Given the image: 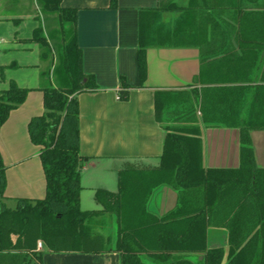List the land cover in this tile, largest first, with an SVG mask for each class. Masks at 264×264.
<instances>
[{
    "label": "crops",
    "instance_id": "0c3cea01",
    "mask_svg": "<svg viewBox=\"0 0 264 264\" xmlns=\"http://www.w3.org/2000/svg\"><path fill=\"white\" fill-rule=\"evenodd\" d=\"M28 2L0 0V67H7L0 90L7 89L10 81L28 89L25 102L10 112L0 128L9 207L16 199L45 196L40 147L30 141L27 125L43 113L40 72L48 63L40 59L31 38L39 25L47 33L55 28V21L37 6L26 9ZM109 4L110 0L61 2V7L77 10L82 71L96 83V89L77 97L84 158L80 207L85 189L114 193L113 177L122 170L157 169L165 135L172 129L197 131L205 171L236 170L240 132L248 126L254 162L264 169V41L260 38L264 29L258 28L264 21V0H117L116 8ZM4 8L10 12L1 13ZM151 11H159L160 24L171 30V44L146 49V76L139 86V25ZM122 80L129 86L126 101L118 99ZM197 195L198 199L195 191L162 185L152 193L147 210L161 221L181 199L187 208L202 206L200 191ZM230 205L228 199L222 208L228 211ZM226 218L223 214L205 218L206 249H222L223 263L229 255ZM103 219L106 231L115 237V217L107 214ZM39 242L35 252L41 254L40 260L28 254L25 264H121L119 252L52 253L42 243L39 248ZM3 260L0 255V264ZM146 264L157 263L146 257Z\"/></svg>",
    "mask_w": 264,
    "mask_h": 264
},
{
    "label": "trees",
    "instance_id": "16d2710c",
    "mask_svg": "<svg viewBox=\"0 0 264 264\" xmlns=\"http://www.w3.org/2000/svg\"><path fill=\"white\" fill-rule=\"evenodd\" d=\"M35 1L41 14L55 21V28L47 33L39 25L31 38L39 48L40 59L48 63L40 72L43 113L31 118L27 125L30 141L40 147L45 196L38 200L16 199L15 205L9 207L0 154L3 264H25L28 254L40 260L41 254L35 252L38 241L52 253L119 252L121 264H146V257L157 264H221L223 250H207L205 243V218L218 214L227 217L223 224L228 230L226 264H264V169H258L254 162L248 126L240 132L241 158L236 170L205 171L197 131L172 129L165 135L157 169L120 171L116 192L95 190L94 199L100 209H81L80 170L84 158L80 155L77 97L96 89V83L92 75L82 71L77 10L61 7L63 0ZM109 6L116 8L117 0H110ZM148 14L139 25V86H143L146 76V49L171 44V30L160 24L159 11ZM258 28L264 29V21ZM260 38L264 41V34ZM27 94L28 89L13 81L7 89L0 90V128L10 112L25 102ZM128 97L129 86L122 80L118 99L126 101ZM155 105L157 115V100ZM162 185L195 191L196 199L200 191L202 206L187 208L181 199L172 212L158 221L149 214L147 204L154 190ZM228 199L231 205L227 211L222 206ZM107 214L115 217V237L106 230L104 235L97 231ZM10 253L14 255L7 256Z\"/></svg>",
    "mask_w": 264,
    "mask_h": 264
},
{
    "label": "rangeland",
    "instance_id": "374dc122",
    "mask_svg": "<svg viewBox=\"0 0 264 264\" xmlns=\"http://www.w3.org/2000/svg\"><path fill=\"white\" fill-rule=\"evenodd\" d=\"M25 1H28V0H25ZM28 3H29V5L28 6H25L26 9L27 8L30 9L31 6L34 9V7L37 6V4L35 3V0H29ZM37 9L39 10V7L38 6H37ZM22 10L25 12V8H22ZM9 12H10V9L7 10L6 8H4V12H1V13L6 14V13H9ZM20 12L21 11H19V13ZM12 66H13V64L10 65V66H8V67L12 68ZM6 68L7 67H0V79H3V77H4V71H5ZM111 186H112L111 188H112V190L114 192L117 191V177L116 176L113 177V185H111ZM81 196H82V204H81V206H82L81 208L82 209L91 210V209H99L100 208V205H98L97 202L94 199V192L91 191L90 189H85L82 192V195ZM105 228L106 227H105L104 222H101L100 226L97 228V231L103 233V235H104V233L106 232V231H104V230H106ZM28 264H34V263H28Z\"/></svg>",
    "mask_w": 264,
    "mask_h": 264
},
{
    "label": "built area",
    "instance_id": "2783aa9c",
    "mask_svg": "<svg viewBox=\"0 0 264 264\" xmlns=\"http://www.w3.org/2000/svg\"><path fill=\"white\" fill-rule=\"evenodd\" d=\"M38 247H39V248L41 247V243H40V242L38 243Z\"/></svg>",
    "mask_w": 264,
    "mask_h": 264
},
{
    "label": "flooded vegetation",
    "instance_id": "af4514ba",
    "mask_svg": "<svg viewBox=\"0 0 264 264\" xmlns=\"http://www.w3.org/2000/svg\"><path fill=\"white\" fill-rule=\"evenodd\" d=\"M229 256V255H228ZM202 259V258H201ZM227 260H228V257H227ZM227 262V261H226ZM221 264H226V263H223V260H222V263Z\"/></svg>",
    "mask_w": 264,
    "mask_h": 264
}]
</instances>
